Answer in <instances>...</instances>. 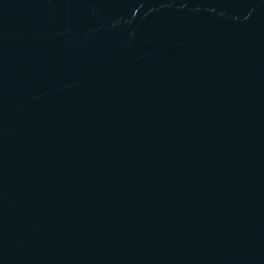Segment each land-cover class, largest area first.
<instances>
[{
  "label": "water",
  "instance_id": "obj_1",
  "mask_svg": "<svg viewBox=\"0 0 264 264\" xmlns=\"http://www.w3.org/2000/svg\"><path fill=\"white\" fill-rule=\"evenodd\" d=\"M0 264H264V0H0Z\"/></svg>",
  "mask_w": 264,
  "mask_h": 264
}]
</instances>
